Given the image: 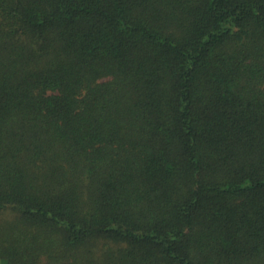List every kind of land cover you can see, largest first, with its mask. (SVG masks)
<instances>
[{
  "label": "trees",
  "instance_id": "trees-1",
  "mask_svg": "<svg viewBox=\"0 0 264 264\" xmlns=\"http://www.w3.org/2000/svg\"><path fill=\"white\" fill-rule=\"evenodd\" d=\"M0 264H264V0H0Z\"/></svg>",
  "mask_w": 264,
  "mask_h": 264
}]
</instances>
